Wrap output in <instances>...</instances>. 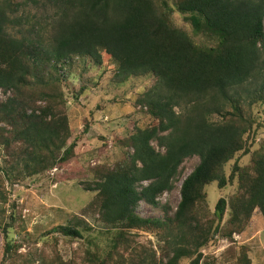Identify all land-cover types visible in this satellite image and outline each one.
<instances>
[{"label":"trees","instance_id":"trees-1","mask_svg":"<svg viewBox=\"0 0 264 264\" xmlns=\"http://www.w3.org/2000/svg\"><path fill=\"white\" fill-rule=\"evenodd\" d=\"M175 13L191 32L175 24ZM102 52L116 64L114 82L151 77L133 104L156 124L135 126L123 162L94 169L88 189L100 228L79 216L54 228L84 241L83 252L41 264H202V249L218 235L232 241L257 209L264 218V141L250 163L236 159L225 172L264 130V0H0V264H38L8 235L14 215L8 222L5 185L75 156L66 69L78 58L100 64ZM194 157L198 164L182 178ZM234 181L235 192L219 196L211 211L206 186L223 190ZM178 182L176 209L164 206L163 219L138 215L140 202L157 207ZM134 229L156 232L163 255ZM241 249L249 264L248 247Z\"/></svg>","mask_w":264,"mask_h":264},{"label":"rangeland","instance_id":"rangeland-1","mask_svg":"<svg viewBox=\"0 0 264 264\" xmlns=\"http://www.w3.org/2000/svg\"><path fill=\"white\" fill-rule=\"evenodd\" d=\"M31 13L40 17V11L33 9ZM173 20L191 32L182 15L175 13ZM195 41L211 43L200 36H196ZM101 59L97 64L91 57L78 58L71 60L66 69L68 76L63 87L71 136L77 142L75 156L68 163L5 185L8 192L7 221H10V214L14 215V224L8 235L23 243L19 248L21 255L38 264L48 262L56 255L63 260L73 259L75 253L80 255L83 252L84 241L54 233V228L67 224L75 216L84 218L95 228L101 226L96 223L97 211L92 206L96 192L88 189L90 184L93 185L94 169L99 166L110 168L123 162L130 151L125 140L135 126L156 124L133 104L134 93L142 91L151 77L136 75L124 82H114L116 64L103 52ZM2 99L4 95L0 92ZM254 113H261V108L255 106ZM253 137L251 152L239 153L226 164L227 175L236 159L242 165L250 163L251 153L264 141V130L259 129ZM198 162L197 157L187 159L181 167L182 178L190 174ZM180 187L181 182H178L173 191L164 193L157 207L140 202L138 215L163 219L164 206L176 209L181 199ZM236 187V181L223 190L216 183L207 185L209 209L214 210L219 196L228 198ZM132 231L143 246L153 248L159 257L163 255V244L156 232L146 229ZM218 237L217 241L202 249V264H245L244 259H240L243 246L248 247L249 264H264V218L259 209L254 211L244 232L233 234L232 241ZM4 242V232L0 229V260ZM188 263L185 258L180 262Z\"/></svg>","mask_w":264,"mask_h":264}]
</instances>
